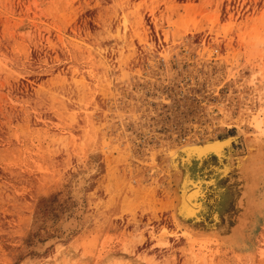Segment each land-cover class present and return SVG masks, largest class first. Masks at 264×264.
Here are the masks:
<instances>
[{
	"label": "rangeland",
	"instance_id": "obj_1",
	"mask_svg": "<svg viewBox=\"0 0 264 264\" xmlns=\"http://www.w3.org/2000/svg\"><path fill=\"white\" fill-rule=\"evenodd\" d=\"M0 264H264V0H0Z\"/></svg>",
	"mask_w": 264,
	"mask_h": 264
},
{
	"label": "bare ground",
	"instance_id": "obj_2",
	"mask_svg": "<svg viewBox=\"0 0 264 264\" xmlns=\"http://www.w3.org/2000/svg\"><path fill=\"white\" fill-rule=\"evenodd\" d=\"M233 138H228L225 140H216L211 142H206L204 144H194L187 143L175 150L170 156V160L175 168L179 171L182 176L181 179V194L180 199L183 201L184 205H188L189 215L194 216L201 207V198L203 196V188L205 182L203 179H192V160L202 162L208 160L212 156L215 157L221 164L226 159V149H229V143H232ZM248 146V144H247ZM249 151L252 152L254 147L249 145ZM224 160V161H223ZM227 161V160H226ZM228 163L223 164L226 168ZM242 166V165H241ZM80 183V182H79ZM207 183V182H206ZM81 185V184H80ZM76 188V187H75ZM180 201V200H179Z\"/></svg>",
	"mask_w": 264,
	"mask_h": 264
}]
</instances>
